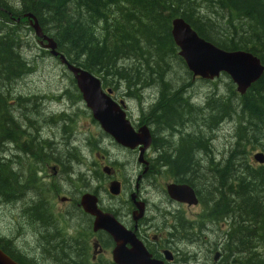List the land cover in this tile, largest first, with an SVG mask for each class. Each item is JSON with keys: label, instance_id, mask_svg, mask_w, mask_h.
I'll list each match as a JSON object with an SVG mask.
<instances>
[{"label": "trees", "instance_id": "obj_1", "mask_svg": "<svg viewBox=\"0 0 264 264\" xmlns=\"http://www.w3.org/2000/svg\"><path fill=\"white\" fill-rule=\"evenodd\" d=\"M29 12L42 31L53 37L57 50L67 60L94 73L103 86L117 89L122 85L127 95L154 98L151 104L143 103L141 113L150 128L156 129V133L151 130L156 150L153 163L159 169L167 168L175 178L199 186L204 205L194 242L186 243H202L210 264H264V163L252 165L246 155L248 145L254 143L264 150V70L244 93L231 89L228 94L217 95L213 89L201 104L195 103L192 97L197 89L190 91L186 87L185 79L191 72L171 35V20L180 16L220 48L248 49L264 63V0H0V199L18 202L27 223L35 217L43 261L48 262L44 257H50L58 263L90 264L85 259L87 238L67 236L61 228H51L41 203L31 209L30 199L25 205L26 195L33 194L31 184L38 172L33 159L41 156L46 143V139L44 144L40 140L33 143V129L43 136L55 133L51 127L41 131L35 126L44 115L35 111L36 106L25 104L26 93L19 95V89H15L20 76L34 70L29 61L33 63V58L23 52L33 39L30 21L21 25L24 17L30 19ZM108 14H113V21L99 23L98 18ZM46 24L51 30L46 29ZM40 49L50 51L44 46ZM69 79L75 89L65 86L66 94L81 99L72 74ZM58 114L53 117L57 123L60 117L67 119L72 113L63 108ZM230 116L237 120L234 146L230 142V150L216 158L212 154L211 131ZM10 145L19 150L13 152ZM52 153L61 161L62 173L71 175L75 171L76 167L67 161L78 155L76 151L67 150L60 142ZM119 204L128 215L126 199ZM221 214L227 218L218 217ZM180 222L183 232L191 234V220L182 215ZM207 222H215L217 230L226 234L225 242L219 243L206 231ZM13 242L12 238L0 236L4 252L21 264H33ZM77 248L74 262L71 257ZM217 249L219 255L213 260ZM183 253L182 249L175 254L180 262L190 258L194 264H207L197 251L189 256Z\"/></svg>", "mask_w": 264, "mask_h": 264}, {"label": "rangeland", "instance_id": "obj_2", "mask_svg": "<svg viewBox=\"0 0 264 264\" xmlns=\"http://www.w3.org/2000/svg\"><path fill=\"white\" fill-rule=\"evenodd\" d=\"M28 21H30V19L24 17L21 25H24ZM31 35L33 38L31 43L32 46H25L26 50H23V52L28 54L30 58H33L34 64L32 63V60L29 61L30 65H33L34 70L26 72L22 77L20 76L16 83L17 88L15 87V89H19L17 92L19 95H24L26 93V97H32L38 93L42 94V97L48 100L47 103L52 107L50 112L53 113L46 112L39 106L35 107V111L38 112L40 116L44 115L45 117L43 120L39 119V122L35 125L39 130H50L49 127H51L54 131H60L61 134L66 132L68 133L72 145L70 144L71 147L69 145L65 148L67 150H72V152L76 151L79 157L78 155L75 157L71 156L69 157L67 163L76 167L74 172L78 171V169L81 171L73 176L72 174L69 175V173H63L65 178L72 184L73 193L79 194L80 196L83 192L95 188L101 196L102 204L104 206L109 204L113 205L117 210L116 205L126 199L127 194L125 191L128 188L130 175L132 177V183L134 181L136 168L139 166L137 157L132 152L123 150L122 147L118 146L111 140L110 136L102 132L98 123L92 119L88 109L90 107H86L84 103L85 99L83 97L84 102L82 99H75L66 94L64 90L65 86L74 88L69 79L71 74L73 75V72L67 67L65 61H61V59L58 58L59 55H56V57L55 55L53 56L47 52L46 58L41 57L40 55L45 53L40 49V47L44 46V44L40 41L41 37H37L33 30L31 31ZM28 38L31 37L29 36ZM185 81L191 82L190 91L197 88L194 93V97H192L195 103L201 104L205 99L206 94L213 89H215V93H222L221 95L228 94L231 92V89L234 90V92H237L234 83L230 80V76L225 73H220L219 76L213 80H206L199 77L193 78L190 74ZM75 83L77 85L76 81ZM82 84H86L85 79L82 80ZM229 86H231V88ZM124 89V86L119 85L118 88L115 89V94L117 98L123 97L126 99L128 113L134 123V120L140 111L141 103L143 101L147 102L149 98L147 97L141 100L140 98L127 95L125 94ZM62 95H65L66 97H63ZM63 108L68 109V111L73 114H70L69 117H67L66 120L68 122L66 128L63 124H58L56 119L54 120L53 118L54 110L59 113L63 110ZM69 108H71V110H69ZM194 112L197 113L198 111ZM135 122H138V120ZM142 123L143 121L141 120L138 125ZM141 128L144 130L146 135L145 127ZM235 129L237 130V120L236 118L230 116L224 119L215 127L214 130L211 131V140L213 143L212 154L215 155L216 158L221 157L223 152L227 149L229 143L234 141ZM151 130L153 131V129ZM77 142H80V144H77ZM11 148L13 152H17L19 150V147L14 145ZM96 148L107 152V154L116 156L111 164L117 168V174L124 182V188L122 189L121 194H112L114 197L108 196L107 193L110 192L108 189L107 191L105 190V183L109 178L106 172L102 169L104 163L99 161L100 157L95 153ZM261 149L262 148L259 143L248 145L246 155L253 163L259 164L253 160V153ZM68 154L70 155V152L67 153L65 159L68 158ZM33 163L36 165L37 169L38 164L34 160ZM68 168L69 165L66 166V169ZM156 170L157 172L153 177V181L147 182L148 180L145 179L142 182V193L149 198V201H153L151 208L157 207L159 212L166 209H174L177 205H171V201L165 198L166 194L163 192V187L167 183L166 180L169 179V176L172 174L167 170V168L159 169L158 166H156ZM47 172H49L47 167L40 171V174L36 172L34 183L31 184V192H33V194L26 193L27 195L25 201L28 203L25 205H29L30 199L31 209L36 203H41L51 228H61L65 235L69 232L74 237H85L90 240L91 229L88 226L87 229L85 228L87 221L81 217L77 211H69L65 213L62 209L64 203L60 200V194H62L61 182L59 179L52 180L50 177L45 176ZM24 185L27 186V183ZM197 189L200 192L198 187ZM89 197L91 198V196ZM18 204V202L9 203L0 199V236L3 238H12L14 240L13 244L20 253L26 254L27 257L33 259L39 264H66L63 261L58 263L57 259H52L50 257H44L49 260L48 262L42 260V250L39 248L40 238L38 239V234L34 235L37 233V220L34 217L33 221L31 219L28 223L27 221H24L22 219L25 217L22 210L23 208L21 205L18 206ZM203 208L204 205L202 203L191 204L190 208L185 210V213L189 217H195L197 212L202 211ZM190 211L192 212L190 213ZM136 216H138V214H135V217ZM129 217L130 210L128 215H122L119 213V219L122 221H127ZM38 222L40 225L42 224L40 221ZM47 235H49V232ZM52 235L54 236V234ZM125 236L133 238L132 234L127 230L125 232ZM120 237H124L122 232ZM59 243L63 245L66 244L61 241H59ZM196 243L197 245L194 246H190L186 242L182 243L181 247L184 251L183 255L189 256L194 251H197L198 257L203 261H206L207 264H210L211 259L205 257V247L199 241H196ZM78 250L79 249L77 248L75 256L71 257L74 259V262L77 258ZM53 254L56 256L55 252H53ZM56 257L60 258L58 256ZM85 259L88 260L86 256ZM179 259L181 258H177L173 264H194L190 258L184 260L183 262H180Z\"/></svg>", "mask_w": 264, "mask_h": 264}, {"label": "water", "instance_id": "obj_3", "mask_svg": "<svg viewBox=\"0 0 264 264\" xmlns=\"http://www.w3.org/2000/svg\"><path fill=\"white\" fill-rule=\"evenodd\" d=\"M28 16H31L30 23L34 28L36 35L41 37L40 41L46 48L50 49L52 54H59L61 61H65L67 67L73 72L78 86L80 87V82H82L83 79L86 80V84H82L83 89H81V87L80 89L83 92V98L87 100V104L92 106V102L88 99V93L85 95V87L88 85L93 87L95 84L96 88L100 90V79L87 69L67 60L64 54L59 53L56 49L57 45L53 37L42 31L36 17L30 12L28 13ZM171 33L175 43L180 47L178 51L179 54L185 57L189 69L194 72L193 75L200 73L203 76L212 77L215 74H218L219 70H224L231 76L234 82L238 83V89L243 92L251 81L259 78L263 72L264 66L261 64L258 57L252 55L246 50H226L216 46L211 41L200 36L196 30L191 27L190 23L180 16L174 17L171 20ZM124 114L125 111L117 102H114L113 105L103 113V117L100 120L103 127L109 131L117 141L130 147H134L140 142L143 143L140 147L139 154V159H142L143 150L151 141L148 126L145 124L141 126L145 127L146 135L144 130L140 127L141 133H143L141 141L138 133L133 130L128 121L124 118ZM254 157L261 162L264 161V154L262 152L255 153ZM114 183L119 185V182L116 181L110 185V188L113 191H117L116 187L113 186ZM176 185L177 184L175 183L168 184L169 192L172 196H178L177 193L171 189V187ZM178 189L183 192L192 191L187 184L179 185ZM88 195V193H84L81 202L87 210L95 214L94 228H105L118 242L113 248L115 261L119 264H156L152 263L153 260L149 257V253L142 242L133 233H131L133 238L125 236V227L123 225L121 226L119 222L114 220V218L110 216V213H108L110 215L102 214L103 212L96 206L95 201H93V203L88 201ZM120 231L124 234V239L119 245L120 240L118 238L121 236ZM126 242H129L131 247H128ZM116 252L118 255H116ZM139 254H141V256ZM0 264L20 263L9 257L0 248Z\"/></svg>", "mask_w": 264, "mask_h": 264}, {"label": "flooded vegetation", "instance_id": "obj_4", "mask_svg": "<svg viewBox=\"0 0 264 264\" xmlns=\"http://www.w3.org/2000/svg\"><path fill=\"white\" fill-rule=\"evenodd\" d=\"M26 104V103H25ZM36 106L35 104H31ZM127 107V105H126ZM43 109L46 112H50V109H47L43 107ZM71 110V108H69ZM53 113V112H50ZM69 114V113H64ZM50 116V115H49ZM54 116H60L57 112L54 111ZM128 116L131 119L130 114L128 113ZM147 118H141L140 111L138 112V116H136V119L134 120V125L138 126L137 123L140 122V120L143 121V123H146ZM138 120V122H135ZM132 121V120H131ZM58 124H63L66 128L67 120L63 117H60L58 119ZM149 125V124H148ZM154 133H156V129L153 127ZM34 134H32V141L33 143L37 141H41L44 144V140L46 139V143L43 145L44 150L41 151V156H36L33 160L38 164V173L40 174V171H42L45 167L48 168L47 174L45 176L50 177L52 180L59 179L61 182V190L62 194L60 195V200L64 203L62 206V209L66 212L69 211H77V213L84 215V219L87 221V226L91 229V236L89 240V246L86 251V257L90 264H103V262H108L109 264H116L111 257V250L112 247L115 244V240L113 237L104 229L102 228H94L92 225V221L94 219V215L91 213H88L84 210L80 203V196L79 194L73 193L72 184L67 180L62 172L63 166L59 159H56L52 153V150L55 146V144L62 143L65 147H67V143L70 141V137L68 133H63L61 136L60 131L55 130V133H52L50 131L49 136H43L40 132L37 134V129H33ZM43 131V130H41ZM139 131V130H138ZM156 137V134H155ZM112 141H115L111 138ZM76 141V140H75ZM77 144H80V142H77ZM81 148V147H80ZM160 146L157 147L159 150ZM123 150H126V148H122ZM128 151H131L132 153L136 152V149H129ZM160 152V151H159ZM95 153L100 157V162L106 163L105 169L107 171L108 181L105 183V190L107 191L109 187V183L114 180L118 179L120 181V192L118 194H121L122 189L124 188V182L121 179V177L117 174V168L111 164V162L116 158L114 155L107 154V152L102 151L99 148L95 149ZM161 153V152H160ZM162 154V153H161ZM46 155L50 156L48 159L45 157ZM156 150L151 145L149 148L146 149L144 152V158L148 160V168L143 171L142 165L139 164V166L136 168L135 172V178L132 183V177L130 175V178L128 180V188L126 189V201L128 210H130V213L132 215L134 209H135V202L140 203L143 202V214L139 216L137 219H134L131 215L127 221H122L119 219V213L122 215H125L123 206L121 204H117L116 208L113 205H107L104 206L101 201V196L99 195V192L97 189L92 188L89 189V192H92L97 197V203L100 208L103 210L110 211L118 220H120L128 229L132 230L134 234L143 242L147 250L155 257L161 258L162 254H164L165 249H169L172 251H177L179 247L173 245L170 243V230L173 226L177 225L179 228L180 224V218L183 215L187 219L191 220L192 225H194L193 229L191 230V240L190 243H193L194 236L196 235V229H197V220L195 217H189L185 210L190 208V205L186 204L184 201L178 200L170 196L169 193H167L165 186L163 187V192L166 194L165 198L171 201V205L176 204L177 206L174 209H166L164 211L158 212L157 216L152 219L151 213H156L158 211L157 207H152L153 201H149V198L146 197L141 190L142 182L147 179V182H151L154 180V176L157 172L156 165H154L153 160L155 159ZM120 169V168H119ZM72 171V176L76 175L78 172H81L80 169L78 171L74 172ZM166 182H187L186 180H179L175 178L173 175L169 176V179L166 180ZM193 188L194 186L189 183ZM195 190V189H194ZM36 192V191H35ZM108 196L114 197L112 194L107 193ZM132 194H134V198L132 197ZM169 194V195H168ZM14 201H11L9 203H13ZM17 203V202H15ZM192 211H190L191 213ZM129 214V213H128ZM178 223V224H177ZM182 230V227L179 228V230ZM183 231V230H182ZM38 233L34 234L37 235ZM67 236H72L71 233L67 232ZM124 235V234H123ZM120 240L119 245L123 238H118ZM118 245V246H119ZM117 250V249H116ZM172 251V255L173 252ZM118 255V254H117ZM33 264H39L36 261L32 259V261H28Z\"/></svg>", "mask_w": 264, "mask_h": 264}, {"label": "bare ground", "instance_id": "obj_5", "mask_svg": "<svg viewBox=\"0 0 264 264\" xmlns=\"http://www.w3.org/2000/svg\"><path fill=\"white\" fill-rule=\"evenodd\" d=\"M117 9H118V11H119V8L117 7ZM113 18H114V16H113V14H108V15H106V16H100L99 18H98V20H100L99 21V23H104V22H106V21H113ZM29 25L31 26V23H29ZM33 27V26H32ZM41 27V26H40ZM46 29L47 30H51V27L48 25V24H46ZM33 31H34V28H33ZM35 32V31H34ZM35 35H36V33H35ZM37 37H38V35H36ZM32 46V44L30 45V47ZM47 49V48H46ZM56 49H57V47H56ZM50 52V51H49ZM60 52V51H59ZM60 53H62V52H60ZM50 54L51 55H53L54 56V54H52L51 52H50ZM56 56V55H55ZM47 57V53H44L43 54V58H46ZM73 64H75V63H73ZM76 65V64H75ZM187 82V85H186V87H188V88H190V85H191V82L190 81H186ZM72 85H73V82H72ZM80 87H81V89H83V85H82V82H80ZM85 89H86V94L85 95H87V93H88V96H89V94H90V90H91V87L88 85V86H86L85 87ZM126 87H125V92H126ZM195 89H197V88H195ZM215 94H220V93H215ZM19 96V95H18ZM63 97H66L65 95H62ZM131 96V95H130ZM89 99H90V97H89ZM142 99H144V98H142ZM141 99V100H142ZM91 100V99H90ZM23 101L25 102V103H30V104H35L36 106H39V107H41V108H43V107H45V108H47V109H52V107L50 106V104H48L47 103V99H45V98H43V97H41V96H38V95H35V96H32V97H25V100L23 99ZM154 102V98H152V100H148L147 102H146V105H148V104H151V103H153ZM143 103H145V101H143L142 103H141V107H140V113H142L143 112ZM55 112H56V110H54ZM137 133H138V135H139V137H140V140L142 141V135H143V133H141V131L139 130V131H137ZM14 143H15V141H14ZM231 143L233 144V146H234V141H231ZM12 147V146H11ZM228 150H230V146H228L227 147V149L223 152V154L225 153V152H227ZM219 158H221V157H219ZM252 170H255V172H259L258 171V168H254V169H252ZM195 186H196V184H194ZM196 187H198L199 188V186H196ZM158 212H159V209H158V211L156 212V213H151L152 215H151V217H152V219H154L156 216H157V214H158ZM218 217H226L227 218V216L226 215H224V214H221V215H219ZM208 223V222H207ZM178 224V223H177ZM182 227V224H181V222H180V224H179V228H181ZM179 228L177 227V225H175V226H173L172 228H171V230H170V234H169V236H170V243L171 244H173V245H175V246H177V247H181V244L182 243H185V242H188V243H190V240H191V237H190V234L189 233H184L181 229L179 230ZM205 229H206V231H208L210 234H211V236H213L216 240H218L219 241V243L220 242H225V240H226V234L225 233H221V232H219L218 230H217V228H216V226H215V222L214 223H212V222H209L208 224H206V227H205ZM121 239L123 238L124 239V237H120ZM116 255H117V252H116ZM140 256H141V254H139Z\"/></svg>", "mask_w": 264, "mask_h": 264}]
</instances>
